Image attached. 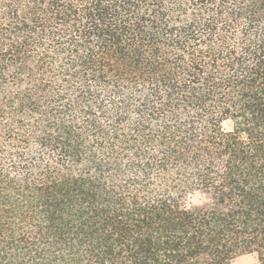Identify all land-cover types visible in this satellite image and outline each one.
I'll use <instances>...</instances> for the list:
<instances>
[{"label": "trees", "instance_id": "obj_1", "mask_svg": "<svg viewBox=\"0 0 264 264\" xmlns=\"http://www.w3.org/2000/svg\"><path fill=\"white\" fill-rule=\"evenodd\" d=\"M25 1L0 264H264V0Z\"/></svg>", "mask_w": 264, "mask_h": 264}, {"label": "rangeland", "instance_id": "obj_2", "mask_svg": "<svg viewBox=\"0 0 264 264\" xmlns=\"http://www.w3.org/2000/svg\"><path fill=\"white\" fill-rule=\"evenodd\" d=\"M10 9H12L13 11H17L20 14L26 13L29 11L28 2H26L25 0H0V31L3 30L6 27V25L10 24L13 21L11 19V16L9 15ZM0 34H1V32H0ZM7 73H9V71ZM29 76H31V75H27V74L23 75L21 77L23 82L18 84V85H13V86L8 85L7 86L6 84H4L3 86L6 85L4 87L5 89H12V90L19 91L21 94H25L27 92V89L32 87L30 84L27 83L30 81V78H28ZM33 78H34V75H33ZM33 81H35V80H33ZM16 87H18V88H16ZM0 89H2V87ZM42 106L43 105H41V107ZM124 179L127 180L128 178L127 177L126 178L116 177V178L111 179L109 184L110 185H120L121 183H123ZM169 179L170 178H165L164 182L158 181L157 185H154L153 188L159 189L163 185H167V187L172 186L173 181H171ZM5 193L7 195L13 194V192H11L9 190H7ZM25 228H27V227H25ZM27 229H29V228H27Z\"/></svg>", "mask_w": 264, "mask_h": 264}]
</instances>
